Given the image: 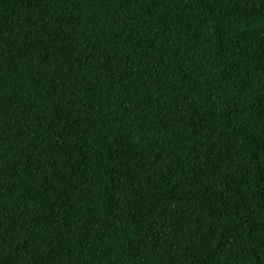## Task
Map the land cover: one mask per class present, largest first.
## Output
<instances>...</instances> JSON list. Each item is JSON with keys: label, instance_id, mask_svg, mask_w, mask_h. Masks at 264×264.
Returning <instances> with one entry per match:
<instances>
[{"label": "trees", "instance_id": "trees-1", "mask_svg": "<svg viewBox=\"0 0 264 264\" xmlns=\"http://www.w3.org/2000/svg\"><path fill=\"white\" fill-rule=\"evenodd\" d=\"M0 264H264V0H0Z\"/></svg>", "mask_w": 264, "mask_h": 264}]
</instances>
